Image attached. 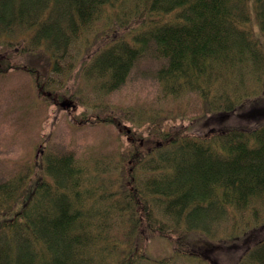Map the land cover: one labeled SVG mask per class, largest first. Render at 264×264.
<instances>
[{
    "label": "trees",
    "instance_id": "trees-1",
    "mask_svg": "<svg viewBox=\"0 0 264 264\" xmlns=\"http://www.w3.org/2000/svg\"><path fill=\"white\" fill-rule=\"evenodd\" d=\"M143 57L177 107L110 98ZM14 69L129 141L79 155L46 137L0 179V264H264V0H0Z\"/></svg>",
    "mask_w": 264,
    "mask_h": 264
},
{
    "label": "rangeland",
    "instance_id": "rangeland-1",
    "mask_svg": "<svg viewBox=\"0 0 264 264\" xmlns=\"http://www.w3.org/2000/svg\"><path fill=\"white\" fill-rule=\"evenodd\" d=\"M158 64L153 58L140 59L128 80L112 92L110 98L127 105L177 107L179 102L158 98L154 78ZM188 98L190 96L178 101ZM46 137L48 142L44 148L59 152L73 150L79 155L113 152L129 141L123 131L119 133L113 125H82L72 119L65 107L47 105L37 96L31 77L23 70L0 73V179L28 166L35 154V158L40 154L37 145ZM148 248L156 257L170 255L173 251L164 237L152 238Z\"/></svg>",
    "mask_w": 264,
    "mask_h": 264
}]
</instances>
